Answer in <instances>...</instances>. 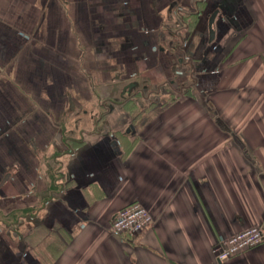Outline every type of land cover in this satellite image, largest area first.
Masks as SVG:
<instances>
[{"label":"crops","instance_id":"1","mask_svg":"<svg viewBox=\"0 0 264 264\" xmlns=\"http://www.w3.org/2000/svg\"><path fill=\"white\" fill-rule=\"evenodd\" d=\"M252 224L264 0H0V264H264L217 256Z\"/></svg>","mask_w":264,"mask_h":264},{"label":"built area","instance_id":"2","mask_svg":"<svg viewBox=\"0 0 264 264\" xmlns=\"http://www.w3.org/2000/svg\"><path fill=\"white\" fill-rule=\"evenodd\" d=\"M153 220L151 211L140 201L121 207L112 221L114 232H139ZM264 241V227L252 224L220 239L216 244L217 256L226 260Z\"/></svg>","mask_w":264,"mask_h":264},{"label":"water","instance_id":"3","mask_svg":"<svg viewBox=\"0 0 264 264\" xmlns=\"http://www.w3.org/2000/svg\"><path fill=\"white\" fill-rule=\"evenodd\" d=\"M216 15H217V11H214L212 13V15L210 16V20H209L210 36H211V38H213L214 35H215V31H214V28H213V23H214V20H215Z\"/></svg>","mask_w":264,"mask_h":264},{"label":"rangeland","instance_id":"4","mask_svg":"<svg viewBox=\"0 0 264 264\" xmlns=\"http://www.w3.org/2000/svg\"><path fill=\"white\" fill-rule=\"evenodd\" d=\"M213 12H214V11H213ZM213 12H212V13H213ZM212 13H211V15H212ZM209 18H210V17H209Z\"/></svg>","mask_w":264,"mask_h":264}]
</instances>
